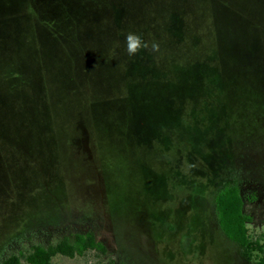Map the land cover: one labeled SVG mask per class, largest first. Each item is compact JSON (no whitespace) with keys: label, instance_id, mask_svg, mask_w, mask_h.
Returning a JSON list of instances; mask_svg holds the SVG:
<instances>
[{"label":"rangeland","instance_id":"rangeland-1","mask_svg":"<svg viewBox=\"0 0 264 264\" xmlns=\"http://www.w3.org/2000/svg\"><path fill=\"white\" fill-rule=\"evenodd\" d=\"M230 183L264 243V0H0V260L91 230L53 263L253 264Z\"/></svg>","mask_w":264,"mask_h":264},{"label":"trees","instance_id":"trees-1","mask_svg":"<svg viewBox=\"0 0 264 264\" xmlns=\"http://www.w3.org/2000/svg\"><path fill=\"white\" fill-rule=\"evenodd\" d=\"M214 206L219 227L231 241L235 242L243 258L253 264H264V243L261 237L251 234L249 215L244 212V198L237 183H230L215 195ZM106 253L105 244L94 232L74 231L48 243L35 242L23 251L11 252L0 260V264H54L53 258L64 256L73 258L87 252ZM95 264H108L96 262Z\"/></svg>","mask_w":264,"mask_h":264},{"label":"clouds","instance_id":"clouds-1","mask_svg":"<svg viewBox=\"0 0 264 264\" xmlns=\"http://www.w3.org/2000/svg\"><path fill=\"white\" fill-rule=\"evenodd\" d=\"M126 42H127V53L130 56L136 55L139 51L142 49H148L149 48V43L143 38L135 33H128L126 36ZM159 48V45L156 43L151 44V50L152 51H157Z\"/></svg>","mask_w":264,"mask_h":264}]
</instances>
